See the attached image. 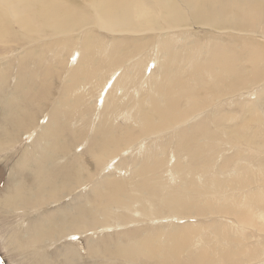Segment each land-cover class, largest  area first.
<instances>
[{
    "label": "rangeland",
    "instance_id": "374dc122",
    "mask_svg": "<svg viewBox=\"0 0 264 264\" xmlns=\"http://www.w3.org/2000/svg\"><path fill=\"white\" fill-rule=\"evenodd\" d=\"M189 30H193V33ZM189 30H187L188 34L186 31L180 34L176 33L177 36L178 34L180 36H175L176 39L173 38L177 40L175 44L177 47L183 49L185 53L193 54L192 57H188L186 62L182 63L188 66V70L184 72L186 73L184 88L189 86V90L185 99L182 100L183 102H179L181 108H184L185 105L190 110L186 117L188 121L186 122L184 119L185 121L176 123L177 125L175 124L173 127L174 130L172 127L165 129L164 125L159 124L161 120L159 115L155 114L156 117L154 116L149 124H155L153 122L157 121L156 124L161 125L163 129L155 128L156 130H153L152 134L143 130V125L147 122L140 119L146 115L144 112L146 109V111H150L153 108L152 102L138 105V107L143 106L142 110L140 109L141 116L137 117V121L141 124H136L130 117L134 116L138 109V107H132L136 103L133 102L140 100L141 95H145L143 92H146L141 90L140 93H135V87H140L137 84L138 79L129 83L127 81L123 91L120 88L114 89L113 93L122 101L112 107V111H115L114 113L118 116L112 113H108V116L105 114V103L98 98L103 85L111 77V71L105 72L102 76L104 81L102 84H98L100 81L98 78L95 82L97 85L92 86L91 78L81 72L73 71V74L60 71L64 74H71L72 77L65 76L62 80L59 79L60 75L55 72L57 67L54 64L59 55L57 57L52 52L50 54L42 52L40 54L42 57L36 59L37 62L34 59L26 58L27 69L21 68L20 59L8 60L0 55V264L153 263V260L144 261L143 253H136L127 245L133 246L136 241L151 237L152 234L159 236L156 232L158 230L181 229L185 225H203L204 231L197 236L191 251L220 244L224 242L220 240L221 237L231 233L246 234L252 240L258 239L260 243H263L264 235L259 236L261 234H258L262 233V230L258 232L256 227H250L246 229L247 231L239 230L240 223L232 214H225L221 211L217 214V211L214 210L216 212V216H214V211L204 210L202 214L193 212L180 215L174 210V206H166L165 203L161 206L165 198L174 199L175 202L183 197L188 198L195 193L197 181L207 183L209 180L206 179L214 177L220 179L217 184L207 185L209 189L206 195L215 196V199L235 195L236 192L241 195L245 191L241 192L240 189H236V187L239 188L238 185L241 184L238 183L241 182L234 180L236 175L232 172L237 166H241V168L247 166V169L253 171L247 175L250 183L248 188L247 185H241V189L249 190L250 187L251 189L259 187L261 185L259 182L264 177V158H262L264 156H261L264 155V139L261 140L264 138V135L261 134L264 132L262 131V129L264 130V120H261L263 114H259V120H257L256 111L250 113L253 108H264V94L262 95L260 90L264 83V77L261 79L262 81L255 79L253 74L256 71L251 64L252 59L248 52L251 38L260 43L264 42V39L260 40V37H251L252 35L235 31L224 32L222 30L223 32H219L204 28ZM217 47L223 52L224 48L231 51L233 59L230 63L237 66V73L234 70H229L228 67L215 66L211 68L212 64L208 61L218 63L225 60L223 57L216 59L217 56L211 49ZM157 49L153 46L148 52L152 56L148 55L145 59L143 72L146 77L162 75V72H158L159 69L153 63L159 54ZM68 52L64 51L63 55H68ZM146 53L144 52L143 55ZM151 60L152 63H150ZM203 61H207V68L201 66ZM42 62L44 65H40ZM49 62L51 65H47ZM149 63L150 66H148ZM53 71L54 73H52ZM154 71H156L155 74ZM15 74L17 77L20 75V78L25 77L22 87L14 82L19 78L13 80ZM190 74H192L190 76L192 78H189ZM193 74L200 76L202 82L199 81L200 79L196 81L198 77L195 78ZM177 75L175 69L173 77ZM78 76L82 77L84 87L78 84L74 89L64 90L63 83L77 82ZM116 79H120V73L114 78V80ZM140 79V81L143 80L142 77ZM141 83L144 87H148L149 83H155V80H144ZM163 85L166 88L170 87L168 82ZM106 91L107 89L104 94ZM257 92L262 96L257 95L256 97ZM132 97H135L133 102L131 101ZM144 100H141L142 103ZM54 111L63 115V119L59 123H50L53 122ZM249 118L255 122L252 120V123L249 122ZM103 120L110 122L102 123ZM111 122L114 125L113 133H110L114 139L113 145L115 147L120 144L119 141L121 144L115 148L112 145L111 156L102 167V165L96 164L97 152L102 147L96 148L93 154L91 144L94 143V140H103L100 136L95 137V135L107 131L106 125ZM247 122H249L248 125ZM256 122H259L260 125L257 124L258 127L254 128ZM67 123L71 125L69 127L71 132L66 130ZM181 123L185 125H180ZM46 124H49L52 130L43 131ZM179 125L180 127L177 128ZM179 129L186 131L179 132ZM79 130H81L80 133ZM125 132L135 133L137 136L131 138ZM30 133L33 135L30 136ZM110 134L107 135V138L110 137ZM121 134L123 138L119 136ZM123 134L126 136L125 138ZM148 134L151 135V138ZM241 135L246 138L240 137ZM248 135L250 136L248 137ZM175 137L178 138V141ZM257 140L258 143L261 141V144L258 145ZM176 142L180 143H177L179 146L183 145L176 146ZM248 142L249 144H246ZM251 142H256L254 143L256 146ZM115 143L117 144L115 145ZM60 144L61 148L58 149ZM159 146L164 148L160 149ZM225 164L229 166L230 170L232 169L231 172L222 171L225 168L222 166ZM149 168H152L153 171H148ZM219 169H221L220 172ZM241 175L239 174L238 178L241 179ZM77 180H79L78 183ZM233 181L238 185L236 186ZM110 182H118V184ZM234 184L236 187L233 186ZM114 187L123 191L122 199L118 204L100 210L97 217L99 224L95 225L92 222V212H85L84 208L89 206V210H92L93 204L97 202L99 203L98 207L103 202L107 204L106 194L112 193L111 190H114ZM167 190L174 193L166 197L164 192ZM238 194L236 193V195ZM244 195L242 194V196ZM242 198L245 199V196ZM102 208H106V205ZM147 209L154 213L144 216ZM158 215L160 217L156 218ZM220 215L224 216L220 217ZM86 218L89 220L88 222H86ZM213 220H219V223L216 222L208 227L205 225ZM81 221H85V223L79 224L78 222ZM220 222H223V225L228 228ZM236 227L237 230H235ZM249 229H252L251 232ZM109 249L111 251H108ZM262 255L263 259L261 260H245L241 264H251L252 262L256 264V261L263 264L264 253Z\"/></svg>",
    "mask_w": 264,
    "mask_h": 264
},
{
    "label": "bare ground",
    "instance_id": "6f19581e",
    "mask_svg": "<svg viewBox=\"0 0 264 264\" xmlns=\"http://www.w3.org/2000/svg\"><path fill=\"white\" fill-rule=\"evenodd\" d=\"M191 28L192 29L204 28L215 31L218 30L219 32L235 31V32L244 33L246 35H252L251 37H256V38L260 37V40L261 38L263 40L264 39V0H0V55H2V57L7 58L8 60L20 59L21 68L23 69L24 67L25 68L28 67V62L26 58L28 59L30 58V60L34 59V61L37 62L36 59L42 57L40 55L42 52L46 54L47 53L50 54L52 52L57 57L59 55L57 62H54V64L57 67L56 68L57 70L55 69L56 70L55 72L60 75L59 79L62 80L65 76H67L68 78L72 77L71 74H64L60 71H65L67 73H73V71L81 72L85 75H88L91 78L90 84L92 86L97 85L95 82H97L96 80L98 78H100L98 84H102L104 82L102 76L105 74V72L111 71L112 73L111 77H109L106 84L103 85L102 89L100 90L101 92L98 98L99 100H103V102L105 103L106 115H108V113H112L115 114V116H118V114L114 113L115 111H112L113 109L112 107L115 106L116 104H120L122 100L121 98L115 96V94L113 93L114 89L120 88V90L123 91L127 81L129 83V82H134L138 79L137 84H139L140 87H135V93H140L141 90H144L147 93L143 92L145 93V95H141L140 100L134 101L135 97L134 98L132 97L133 100L131 101L132 102L134 101L133 103L135 102L136 103L133 104L131 102V104H133L132 107L134 108V107H138L140 103L144 104V102H149V103L152 102L151 104H153V108L150 109V111L149 110L146 111L147 109L145 108L146 110L143 111L146 113V115L140 118L142 119V121L147 122V124L143 125V130H146V132L149 131L150 134L153 133L152 132L153 130H156L155 128L159 130L158 127L160 129H163V127L165 129L167 128L170 129L172 127L173 129L176 123H179L184 119L186 120V122L188 121L186 117L190 110L189 108H187V106L185 107V105L184 108H181L179 102L185 99V96L189 90V86L184 88L185 86L184 81H186V73L184 72L188 70V66L182 63L186 62L188 60V57H192L193 54L185 53L183 49L177 47L175 45L177 41L175 40L176 39L175 36H177L176 33L180 34L181 32H185V31L187 33L188 32L187 30ZM179 34L177 37L180 36ZM153 46L158 48L157 50L159 52L157 57L153 60V63L154 66H157V68L159 69L158 72H162V75L160 76L153 75L151 77H146L143 72L144 71L143 66L145 63V59H147V56L148 55L152 56L151 54H148V52L149 50H151ZM248 48H249L248 50L249 55L251 56L252 59L251 64L254 66L255 68L254 70L256 71L255 74L253 75L255 79L261 80L264 77V42L260 43L258 41L252 40L251 38V40H249ZM211 50H213L214 54L217 56L216 59L220 57H223L225 59V60L223 59L225 62L219 61L218 63H216V61H211V62L208 61L210 64H212L211 68L215 66H218L220 68L228 67L229 70L231 71L234 70V72L236 71L235 73L238 72L237 66L230 63L233 59L232 56L233 54L230 53L231 51L229 52L227 51V49L224 48V52H223L219 47L212 48ZM64 51L66 52L69 51L68 55L66 54L63 55ZM144 52L147 53L143 55ZM150 63H152V60ZM150 63L148 64V66H150ZM42 64L43 62L40 63V65ZM47 65H51V63L49 62L47 63ZM201 66L207 68L208 67L207 61H203ZM175 69L178 75L176 77H173V71ZM52 73H54V71ZM118 73H120V79L114 80V78L117 76ZM155 73L156 71H154V74ZM191 75L192 74L189 75V78H192L190 77ZM194 75L196 78L197 75L193 74V76ZM14 76H13V80L19 77L17 81L14 80V82H16L18 86L22 87L23 83L25 82V77L20 78V75L17 77L16 74ZM78 77L79 78L77 80L75 79L77 82H71V81L64 82L63 83L64 90L74 89L75 86H78V84L81 87H84L83 86L84 83L82 82V77L80 76ZM140 77H142L143 79L142 81L154 79L155 83H149L148 87H144L143 83H141L142 81H140L141 80ZM199 77L196 79V81L200 79ZM233 79L235 80V77ZM252 79L254 78L252 77ZM234 80L233 83H235ZM199 81L202 82L201 79ZM165 82H168L170 84L169 88H166V86L163 85ZM263 85L264 83L261 85L260 88L262 95L264 94ZM106 89L107 91L104 94ZM156 93H158V95H156ZM257 95H259L258 92L256 93L255 96L257 97ZM262 95L260 94L259 96ZM141 100H144L143 103ZM142 107L139 106L138 109H136L137 110L136 114L134 116H130L131 119L136 124L137 123L141 124L137 121L138 120L137 117L141 116L140 109L142 110ZM254 112L256 113L255 117L256 116L258 117L257 120H259V114L261 115V113L263 114V118L261 120H264V108H257V109L253 108V111L252 112L250 111V113H254ZM53 114H54V119L53 122L50 123H55V122L59 123V121L63 119V115L61 113L54 111ZM155 114L159 115V118L161 119L159 121L160 122L159 124H162V126L164 125L163 127H161V125L156 124L157 121L153 122L155 124H149L150 122H152L151 119H153ZM195 117L197 116L195 115ZM250 118H249V122H251V120L254 121L253 119ZM101 122L104 123L110 121L103 120ZM249 122H247L246 124L248 125ZM183 123H181L180 125H182ZM136 124L135 127L137 126ZM257 124L260 125L259 122L258 123L256 122V127L254 128L258 127ZM67 125L68 127L66 128V130L71 132L69 128L71 127V125L69 123H67ZM180 125L177 126V128L180 127ZM106 126L108 127L107 131H104L102 133H97L95 135V137L100 136V138H102L103 140L100 141L94 140L93 141L94 143L91 144V149L92 147L93 149L92 151L90 150L94 154L96 148H98L99 146L102 147L101 150L97 152L96 155V164L100 166L102 165V167L103 164L106 161H108L107 159L109 158V156H111L110 155L112 153L111 150H113L114 147L113 145L114 139L113 136H111L110 134L113 133V126H114L113 122L109 123ZM44 127L45 128L43 129V131L52 130L49 124H46V126ZM247 128H249V126H247ZM180 129L179 132L186 131L185 129H187V127L183 130ZM262 131L264 130L262 129ZM78 132L80 133L81 130H79ZM33 133H30V136H32ZM125 133L128 134V132ZM165 133L167 132L165 131ZM108 134H110V137L107 138ZM150 134L148 135L151 138ZM261 134L264 135V132H262ZM128 135L131 138L132 136H137L135 135V133ZM119 136L122 137V134ZM160 136L162 137V135ZM249 136L250 135H248V137ZM92 137L93 135L91 136V138ZM125 137L126 136H124V138ZM172 137L174 138V136ZM240 137L243 138L244 135H241ZM263 139L264 138H262L261 140ZM243 140L247 141L245 139ZM228 142L230 141L228 140ZM260 142L258 143L257 140L258 145L261 144ZM119 143L121 144L120 141ZM177 143L178 142H176V144ZM251 143L254 144L256 142L254 143L251 142ZM251 143L250 145H252ZM116 144L117 143H115V145ZM178 144L176 146H179ZM246 144H249V142ZM254 146L256 145L254 144ZM119 147L116 149L118 150ZM59 148H61V144L60 147L58 146V149ZM185 151H188V149L187 150L185 149ZM261 156L264 155L262 154ZM114 157L117 158V156ZM259 158L261 157L259 156ZM254 164L256 165V163ZM227 166L228 165L226 164L222 166L228 168L226 170L225 168H223L225 171L224 170L222 171L225 173L227 172V170L230 172L232 170V169L230 170L229 166L228 167ZM218 168L221 167L218 166ZM239 168H241V166L240 167L237 166L236 169L234 168L235 171H232L233 174L235 173L236 175L234 176L235 178L234 177L233 178L236 182H241L238 184H241L242 186L247 185L246 187L248 188V185L250 183L248 180L249 177L247 175L249 172H253V171L247 169V166L246 168H244V166L241 169ZM220 170L221 169H219V172ZM148 171H153V170L152 168H149ZM195 171L198 172L197 170ZM192 172L193 170L191 171V175ZM241 173H243L244 178H242L243 175H241ZM239 174L241 175L240 177L241 179H243L242 180L243 182L240 181L241 180L240 178H238ZM77 176L79 177V175ZM204 178L206 179L207 177L205 176ZM219 179L217 177L211 179L208 178L206 179L209 180L207 181V183L206 182L202 183L201 181H197L198 183L195 187L194 194H191V196H189L188 198L183 197L181 199H177L178 200L177 202H175L174 199L165 198L164 200L166 202L163 200L161 206L164 205L163 203H165L166 206L168 205H170L171 207L174 206L175 207L174 210H176V212H178V214L180 215L181 213H193V212H198L202 214L204 213V210H209V211L215 210L217 211V214L220 211L224 212L225 214L226 213L230 215L232 214L235 216L236 221L240 223L241 228L239 230L243 229L245 231L250 227H256L258 228L257 229L258 232L261 230L263 231L262 233L257 232L258 234H261L259 236H263L264 235V177L263 180H261L262 182L261 181L259 182L261 184L259 187L254 189H251L250 187L249 190H246L247 188L241 189V185L239 186L235 181H233V183L235 182L236 186L238 185L239 187L237 188L235 184L233 185L234 187H236L237 190L240 189L241 192H243V190L245 191L243 193L239 192L241 193V195H239L238 192H236L238 195H236L235 193V195H228L224 197L222 196L216 199L214 198L215 196L212 197L206 195L209 189L207 185L211 186L214 183L217 184V181ZM78 181L79 180H77V183ZM220 181L222 182V180ZM110 183L118 184V182L116 183L110 182ZM234 187L233 189H235ZM111 192L112 193L106 194L105 200H107V204L103 202L102 205L98 207L99 203L97 202L96 204H93L94 208L92 210H89V206L84 208L85 212L87 211L92 212L91 213L92 214L91 217L93 218L92 222L95 225L99 224L98 223L99 219H97V217H98V212L100 210H104L113 206L114 204H118V202H120L122 199L121 196L123 194V191L121 189L119 188L116 189V187H114V190H111ZM172 193L174 192H170L169 190H167V192H164V195L168 197L171 196ZM242 194L245 196V199L242 198L244 197L242 196ZM104 205H106V208H102ZM217 208L219 211L217 210ZM150 213H154V211L147 209L144 216ZM89 215H85V216L88 217ZM224 215H220V217ZM214 216H216V212L214 213ZM159 217H160L159 215L156 216V218ZM235 218L233 220H235ZM88 221L89 220L86 218V222ZM218 221L213 220L211 223H207L205 225H207L208 227V225H213ZM78 223L83 224L85 223V221H81ZM220 223L223 225V222ZM235 230H237V227L235 228ZM202 231H204L203 225L202 226L185 225L181 229H170V228L166 230L162 229L156 231L157 234H159V236L152 234L151 237L140 239L136 241L135 245L133 246L127 245V247L136 251V253H143L142 256L143 258L145 257L143 259L144 261L153 260V263H148V264H241L245 262V260L258 261V259L259 260L263 259V257L261 258V256H263L262 254L264 253V241L263 243H260V240L258 239L252 240L251 237H247L246 234L239 235V234L231 233L228 236L221 237L220 240L224 242L220 244H214V246L212 247L211 246L202 247L197 251L195 250L191 251V249H193L194 247L197 236H199ZM226 233L228 232L226 231ZM108 251L111 250L109 249ZM257 261L256 264L259 263ZM251 264H253V262Z\"/></svg>",
    "mask_w": 264,
    "mask_h": 264
}]
</instances>
